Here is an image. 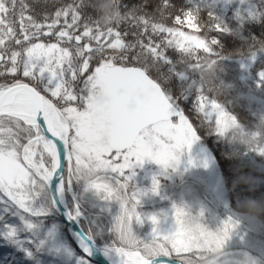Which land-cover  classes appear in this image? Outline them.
<instances>
[{
    "label": "snow or ice",
    "instance_id": "6c2138e0",
    "mask_svg": "<svg viewBox=\"0 0 264 264\" xmlns=\"http://www.w3.org/2000/svg\"><path fill=\"white\" fill-rule=\"evenodd\" d=\"M181 11L184 16L193 12ZM173 19L178 24L181 16ZM139 20L149 26L148 18ZM151 28L166 34L168 46L181 47L177 28L159 23H151ZM128 36L118 25L102 27L92 0H0V125L10 120L26 133L21 138L18 131L0 127V205L11 209L31 230L35 225L29 219L47 211L34 207L36 198L48 193L49 207L56 206V197L49 191L54 179L60 181L57 191L61 200L65 191L71 190L73 179H83L85 191L103 193L104 200L120 206L110 229L115 239L104 249L105 255L115 252L121 257L120 264H174L175 253L168 251L153 260L146 258L148 253L155 254L154 245L161 234L154 227L152 241L147 244L134 235L133 218L143 223L136 211L140 194L130 189L132 176L126 172L146 159L164 168L178 161L175 150L181 145L190 148L197 138L195 122L176 110L168 86L143 68L139 55L129 58L134 45ZM138 43L153 57L172 63L158 44L151 40ZM211 43L217 45L218 41L211 38ZM260 81L264 83V72ZM141 94L138 107L130 111L129 103ZM101 98L107 103H101ZM208 103V98L196 96L197 118L212 120ZM210 103L213 110L220 108L217 102ZM168 114L179 118L171 145L161 144L146 132L151 121ZM227 116L219 113L220 119ZM157 188L154 179L152 191ZM181 215L182 209L176 208L178 225ZM80 216L77 204L68 217L74 220ZM149 219L154 226L159 224L155 215ZM234 227L231 219L218 233L199 226L201 244L220 248ZM16 231L8 226L7 238L15 237ZM185 231L180 226L165 239H179ZM78 242L83 253L90 255L94 243L91 229L78 237ZM82 264H88L87 260Z\"/></svg>",
    "mask_w": 264,
    "mask_h": 264
},
{
    "label": "rangeland",
    "instance_id": "374dc122",
    "mask_svg": "<svg viewBox=\"0 0 264 264\" xmlns=\"http://www.w3.org/2000/svg\"><path fill=\"white\" fill-rule=\"evenodd\" d=\"M219 1L226 6L233 5L236 11L246 9L250 13L255 12V8L249 9L245 0ZM181 26L186 29V32L182 30L181 37L182 43L186 42V48L203 46L202 38L205 39V35L200 31L201 35L192 34L197 30L193 20L187 19L184 23L182 22ZM204 31H207V29ZM263 58L264 56L261 53L257 54L244 67L247 79L254 82L257 75L255 83L258 85V90L263 87L261 82L258 81V75L264 69ZM258 60L262 62L256 65ZM100 102L107 103V100L101 98ZM210 102L211 100L206 107L213 112L212 120L206 121L205 126L201 127V131L196 124L194 107L191 104L184 106L175 103L180 111L184 112L185 115H190V119L194 120V130L197 137L190 148L181 145L180 148L175 150L174 155L178 157V161H173L171 166L164 168L154 161L146 159L142 165L127 170L126 174L132 176L129 181L130 189L132 191L139 190V204H137L136 211L143 220V223H137L133 218L132 231L145 244L152 241L154 227L161 234L158 237L157 244L154 245L155 254L148 253L146 258L151 260L162 256L164 251H168L170 254L175 253L172 257L175 260L182 262L184 258L190 264H198V262L210 257L217 249L214 245L201 244L198 228L191 232L185 231L179 239H165V236L174 233L181 226V224H177L176 208L181 209V206H190L194 212H198L201 216L199 226H203L211 233H218L224 222L231 219L235 227L229 238L220 247L226 253L227 259L233 260L248 255L258 264H264V227H261L259 231L253 230L257 225L264 224V217L261 216L256 221H249L243 218L232 205L231 187L228 186L224 178L223 170L217 162L208 138L210 132L207 131L209 129H211V134L221 136L214 127L213 121L215 119V123L219 124L220 119L213 111ZM252 102L256 105L258 112L264 113V94L262 91L256 98L253 96ZM217 103L219 104V102ZM209 122H211L210 125ZM178 123L179 118L162 122L146 129V132L161 144L171 145L175 143L173 137L176 135L175 125ZM168 125H171V127ZM204 131L209 134H203ZM188 134V130L185 129L184 136L187 137ZM260 169L264 172V165ZM133 173L135 174L132 175ZM154 179L158 183L156 192L152 191ZM85 189L86 182L83 179L79 181L73 179L71 190L66 191L67 206L72 211L77 204L79 205L81 216L77 220L82 229L85 232L87 231L83 226L91 229L94 241L102 247L104 256L112 264H120L121 257L115 252L108 255L104 253V249L110 247L115 239V234L110 229L114 217L120 212L119 203L104 200L103 193L96 194L93 191H85ZM72 198L75 201L73 203H71ZM34 207L47 209L44 215L29 219V222L35 225L32 229L34 235L43 242L44 256L42 255L43 252L41 253L42 259L39 255L31 252V255H28L26 243L30 242L28 240L32 237L28 236L31 234L25 227L22 231L17 230L15 237L7 238L8 226L14 227V222L3 217L0 218V248H6L5 258L8 257L7 255L14 254L15 259L24 261L27 264H43L44 258L46 264H54L55 260L61 264H82L83 260H87L88 264H96L80 249L56 206L49 207L48 193L36 198ZM153 215L159 220V224L156 226L149 219ZM22 235L25 239L21 237ZM188 253H191V255H187Z\"/></svg>",
    "mask_w": 264,
    "mask_h": 264
},
{
    "label": "trees",
    "instance_id": "16d2710c",
    "mask_svg": "<svg viewBox=\"0 0 264 264\" xmlns=\"http://www.w3.org/2000/svg\"><path fill=\"white\" fill-rule=\"evenodd\" d=\"M245 1L250 10L255 8L254 13L246 9L236 11L233 5L226 6L218 0H166L167 6L165 0H117L115 7L118 9V16L113 17L103 11L106 0H92V4L102 27L118 25L129 33L128 39L134 45L128 53L129 58L139 55L142 66L159 77L162 84L168 86V92L171 93L176 105L191 104L195 109L197 95L215 102H219L222 98L227 112L242 125L251 127L260 118H264V113L258 112L252 102L253 96L256 98L260 91L264 94V89L261 87V90H258V85L255 83L257 75L254 82L246 78L244 67L255 55L261 53L264 56V51H261L257 44V41L264 40V0ZM181 9L193 10L192 15L184 16ZM129 13L131 15H128ZM177 15L181 16L178 24L174 23L173 19ZM141 16L149 19V26L145 27L139 20ZM187 19L193 20L196 26L197 30L192 34L205 35V39L202 38L203 46L186 48V42L181 43L180 48L175 45L168 46L166 34L153 32L151 28V23L177 28L181 38L182 32H186L181 24ZM216 24L221 26L220 29L214 28ZM225 28L227 30L223 31ZM205 29L207 31H204ZM211 38H215L218 44L213 45ZM140 40L145 43L151 40L154 45L158 44L172 59V63L168 64L148 54L140 47L138 43ZM262 61L258 60L256 65L261 64ZM201 69H207L213 74L211 91L204 85ZM205 123V120L196 116V124L200 131ZM0 127L18 131L21 138L26 135L10 120H5ZM207 132L212 133L211 129ZM207 132L204 131L203 134L208 135ZM210 134L208 138L217 162L221 165L228 186L231 187L233 207L238 210L244 199L264 200V172L260 169L264 165V155L249 151L244 146L234 145L225 137ZM4 138L7 139V134ZM241 178L250 179L254 183H244ZM73 202L75 201L72 198L71 203ZM3 217L11 219L14 228L18 231H22L25 227L24 222L11 209L6 210L5 205H0V218ZM84 227L88 232V227ZM28 231L31 234L28 236L32 238L26 243V250L39 255L42 259L44 248L41 240L34 235L32 229ZM21 237L25 239L23 235ZM5 252L6 248H0V264H27L15 259L14 254L5 258ZM182 262L190 264L184 258ZM53 263L61 264L56 260ZM43 264H46L45 258Z\"/></svg>",
    "mask_w": 264,
    "mask_h": 264
},
{
    "label": "clouds",
    "instance_id": "9594fccd",
    "mask_svg": "<svg viewBox=\"0 0 264 264\" xmlns=\"http://www.w3.org/2000/svg\"><path fill=\"white\" fill-rule=\"evenodd\" d=\"M219 2V0H218ZM230 2V0H229ZM117 0H106L103 11L106 15L117 17L118 9L115 7ZM257 44L261 51H264V40L257 41ZM209 68L211 65L208 66ZM201 76L205 86L209 87L211 91V82L213 80V74L207 69H201ZM220 108L213 110L217 117L218 114L223 111L227 112L222 98L219 100ZM232 115L228 113L226 118L220 119V123L217 124L214 121V127L217 132L225 137L229 142L234 145H240L246 147L249 151L256 152L260 155H264V118H260L259 121L253 124L251 127L242 125L237 119L233 121ZM244 183L252 184V180L241 178ZM182 215L180 216L181 226L186 231H193L197 229L201 223V216L198 212H194L190 206H181ZM240 215L248 219L249 221H256L261 216H264V200L244 199L238 208ZM264 224L257 225L253 230L259 231ZM198 264H258L251 256L245 255L243 257L229 260L226 258V253L217 248L210 257L198 262Z\"/></svg>",
    "mask_w": 264,
    "mask_h": 264
},
{
    "label": "water",
    "instance_id": "95a60500",
    "mask_svg": "<svg viewBox=\"0 0 264 264\" xmlns=\"http://www.w3.org/2000/svg\"><path fill=\"white\" fill-rule=\"evenodd\" d=\"M261 72H264V69ZM260 73L258 75L259 81H260ZM262 85H263V88H264V83H262ZM142 99H143L142 94L138 98H134L129 103V110L130 111H135L136 108L138 107V101H141ZM174 107H176V106L174 105ZM176 110L180 111L178 107H176ZM156 111L159 112V107L158 106L156 108ZM175 119H178V117L175 116V115H172V114H168L166 117L161 116L160 118L151 121L150 122V125L149 126H146V129H148V128L154 126V125H157L159 123L169 122V121H172V120H175ZM59 183H60V181H59L58 178L57 179H54L51 182L50 189H49L50 192H51V195L53 197H56V200H57V202H56V208H57V210H58L61 218L63 219L64 223L67 225L68 230L73 235H77V237H81L86 232L82 229V227L79 224V222H78L77 219H74V220H70L69 219L68 213L70 212V210H69L68 206L67 205L66 206H62L61 203H60V200H59V197H58V191H57V188H58ZM74 237H75V241H76V236H74ZM76 243H77V241H76ZM86 256L89 257L96 264H111L110 261L104 256L103 251H102V247H100L95 241L92 244L91 254L90 255H86ZM156 258L157 257L152 258L151 260L156 259ZM173 260L175 261L174 264H184V263H182V262H180L178 260H175V259H173Z\"/></svg>",
    "mask_w": 264,
    "mask_h": 264
},
{
    "label": "bare ground",
    "instance_id": "6f19581e",
    "mask_svg": "<svg viewBox=\"0 0 264 264\" xmlns=\"http://www.w3.org/2000/svg\"><path fill=\"white\" fill-rule=\"evenodd\" d=\"M263 89H264V88H263ZM58 197H59V194H58ZM59 200H60V203H61L62 206H66V205H67L66 191H65V193H64V195H63V199L61 200V199L59 198ZM74 236H76V241H77V243L79 244L77 235H74ZM79 246H80V244H79ZM80 248H81V247H80ZM110 263H111V262H110ZM111 264H112V263H111Z\"/></svg>",
    "mask_w": 264,
    "mask_h": 264
}]
</instances>
